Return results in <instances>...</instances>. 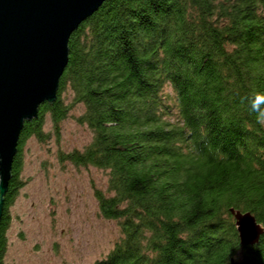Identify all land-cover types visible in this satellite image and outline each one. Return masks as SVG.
Wrapping results in <instances>:
<instances>
[{"label": "trees", "instance_id": "1", "mask_svg": "<svg viewBox=\"0 0 264 264\" xmlns=\"http://www.w3.org/2000/svg\"><path fill=\"white\" fill-rule=\"evenodd\" d=\"M253 89L264 0H105L69 38L56 99L24 123L0 255L24 141H47L48 122L59 135L82 107L91 140L57 157L106 172L94 195L120 234L93 264H264V127L241 103ZM231 209L261 225L256 244L240 243Z\"/></svg>", "mask_w": 264, "mask_h": 264}, {"label": "rangeland", "instance_id": "2", "mask_svg": "<svg viewBox=\"0 0 264 264\" xmlns=\"http://www.w3.org/2000/svg\"><path fill=\"white\" fill-rule=\"evenodd\" d=\"M81 112L82 107L71 111L59 135L47 120V141H24L21 184L8 206L0 264H93L118 239L116 221L100 215L94 195L106 188V172L62 164L57 157L59 150L81 149L90 142L91 132L76 121Z\"/></svg>", "mask_w": 264, "mask_h": 264}, {"label": "water", "instance_id": "3", "mask_svg": "<svg viewBox=\"0 0 264 264\" xmlns=\"http://www.w3.org/2000/svg\"><path fill=\"white\" fill-rule=\"evenodd\" d=\"M105 0H0V219L25 121L57 97L74 30ZM239 241L263 229L250 212L231 209Z\"/></svg>", "mask_w": 264, "mask_h": 264}, {"label": "clouds", "instance_id": "4", "mask_svg": "<svg viewBox=\"0 0 264 264\" xmlns=\"http://www.w3.org/2000/svg\"><path fill=\"white\" fill-rule=\"evenodd\" d=\"M241 103H246L252 113H255L256 123L264 127V92L253 89L241 97Z\"/></svg>", "mask_w": 264, "mask_h": 264}, {"label": "flooded vegetation", "instance_id": "5", "mask_svg": "<svg viewBox=\"0 0 264 264\" xmlns=\"http://www.w3.org/2000/svg\"><path fill=\"white\" fill-rule=\"evenodd\" d=\"M2 218V217H1Z\"/></svg>", "mask_w": 264, "mask_h": 264}]
</instances>
